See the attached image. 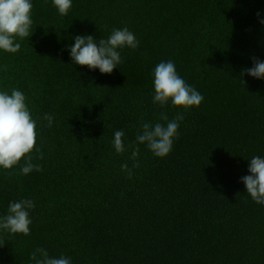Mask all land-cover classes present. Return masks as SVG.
Segmentation results:
<instances>
[{
  "label": "trees",
  "instance_id": "obj_1",
  "mask_svg": "<svg viewBox=\"0 0 264 264\" xmlns=\"http://www.w3.org/2000/svg\"><path fill=\"white\" fill-rule=\"evenodd\" d=\"M260 19L264 0H73L66 16L33 0V34L0 53V88L23 91L38 118L42 170H0V214L36 204L28 236L0 232V264H32L36 247L72 264H264V206L240 182L246 159L264 156V79L244 72L264 61ZM125 26L140 45L111 74L72 65V36ZM166 60L204 99L167 157L139 145L129 178L131 149L115 153L114 132L132 144L141 122L183 111L152 103L150 73Z\"/></svg>",
  "mask_w": 264,
  "mask_h": 264
},
{
  "label": "clouds",
  "instance_id": "obj_2",
  "mask_svg": "<svg viewBox=\"0 0 264 264\" xmlns=\"http://www.w3.org/2000/svg\"><path fill=\"white\" fill-rule=\"evenodd\" d=\"M60 16L68 15L73 0H50ZM33 0H0V53H17L25 38L31 37ZM258 18L260 13H257ZM259 22L264 25V19ZM73 43L67 45L72 65L87 66L88 70H99L101 74H111L122 63L121 50H135L140 41L128 27L113 28L108 37L96 39L93 35H75ZM244 72L255 79H264V61L253 58V66ZM152 78V103L164 108L171 105L182 109L169 119L161 112L158 122H141L132 144H125V132H114L112 147L117 154L131 149L132 167L127 163L121 165V171L129 178L133 169L139 167V145H144L154 157L165 158L173 149L174 140L179 137L183 112L198 108L204 97L192 85L178 74L172 60L160 61L150 73ZM54 117L43 115L51 127ZM38 118H34L28 105L27 97L17 88L10 90L0 88V170H11L19 166L20 175H29L41 171L39 164L33 163L32 152L37 143ZM35 159L43 160L44 154L35 148ZM23 158V163L20 164ZM248 161L247 175L240 178L246 194L258 205L264 206V156L254 155ZM36 207L31 198L10 201L6 211L0 214V232L28 236L31 231V212ZM32 264H72L71 257L60 254L52 256L43 247H36L30 254Z\"/></svg>",
  "mask_w": 264,
  "mask_h": 264
}]
</instances>
